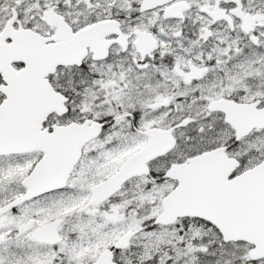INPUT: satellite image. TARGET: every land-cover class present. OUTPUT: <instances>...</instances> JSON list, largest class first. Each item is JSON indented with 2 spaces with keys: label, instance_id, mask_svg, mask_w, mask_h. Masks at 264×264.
<instances>
[{
  "label": "snow or ice",
  "instance_id": "6c2138e0",
  "mask_svg": "<svg viewBox=\"0 0 264 264\" xmlns=\"http://www.w3.org/2000/svg\"><path fill=\"white\" fill-rule=\"evenodd\" d=\"M0 264H264V0H0Z\"/></svg>",
  "mask_w": 264,
  "mask_h": 264
}]
</instances>
